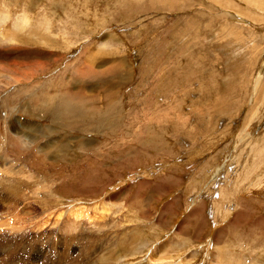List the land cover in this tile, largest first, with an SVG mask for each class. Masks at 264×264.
Listing matches in <instances>:
<instances>
[{
    "label": "rangeland",
    "instance_id": "374dc122",
    "mask_svg": "<svg viewBox=\"0 0 264 264\" xmlns=\"http://www.w3.org/2000/svg\"><path fill=\"white\" fill-rule=\"evenodd\" d=\"M4 11L46 63L0 39V264H264V0Z\"/></svg>",
    "mask_w": 264,
    "mask_h": 264
},
{
    "label": "crops",
    "instance_id": "0c3cea01",
    "mask_svg": "<svg viewBox=\"0 0 264 264\" xmlns=\"http://www.w3.org/2000/svg\"><path fill=\"white\" fill-rule=\"evenodd\" d=\"M21 15H27V12L26 11H21L20 13H19V15L18 16H15L13 19V21H10L9 20V16H8V13H7V11H4V15L2 14V15H0V31H3V34L4 35H0V39L1 40H3V42L4 43H8L9 45H7L8 46V48L9 49H4V50H7V51H5L6 52V54H4V56H3V63H4V67H6L7 65H9V66H12V65H16V66H18V67H22V65H27V67L28 66H30L31 64H36V65H41L42 63L44 64V62L46 63V60L45 59H43V60H41V61H39V62H36V61H34V59H35V53H34V51H31V52H29V53H27V51H24V52H26V53H24V52H22V51H20L21 49H19V57L18 58H15L13 55V53H14V50H12L11 48H13L12 47V42L14 41H16V42H19L17 39H18V37H19V35H17V34H14V32H13V28H12V26L15 24V22L17 21H19V18H20V16ZM29 18H33L34 20H35V17L34 16H29ZM34 20H32V22H34ZM42 21L43 20H46V22H48L49 21V18L46 16V17H43V19H41ZM9 23L8 24V26L5 28L4 26H5V23ZM19 24H20V22H19ZM29 24V23H28ZM12 25V26H11ZM3 26V27H2ZM18 29L21 27L20 25H17L16 26ZM20 30H22V29H20ZM28 33V32H27ZM31 38H32V40L34 39V38H36V39H45L46 41H40V43H45V46H50L51 47V44L48 42V38H46V37H41V38H39V36L38 35H34L33 36V34H32V32L30 33V34H28V38H27V40H26V42L27 43H29V42H31L32 44H33V41L31 40ZM12 40V42H10V41H8V40ZM31 40V41H30ZM108 40H109V38H108ZM37 41H39V40H37ZM104 40H101V42H103ZM3 43V44H4ZM13 44H16V43H13ZM4 46V45H3ZM1 51H3V49H1L0 50V53H1ZM37 54V53H36ZM21 55H23L26 59L25 60H23V62L20 60V57H21ZM35 65H33L32 67H34ZM95 69V68H94ZM41 71H44V69L43 68H41L40 69ZM28 71H29V80H30V78H31V76L30 75H33L34 73L32 72V70H29L28 69ZM80 71H82L81 73H80V75H82V74H86L87 75V77L88 78H90V77H95V71L93 70L92 72L91 71H87V70H80ZM31 86V85H30ZM81 86V85H80ZM79 86V87H80ZM49 91V90H48ZM47 91V93H45V95L47 96L48 94H49V92ZM28 93H29V90H28ZM53 93H54V91H50V96H52L53 95ZM79 93H80V95H79ZM76 94L79 96V98H78V101H74V100H72V107H74L75 108V105H74V102H76L77 104H79L80 105V101L83 103V99H82V97L84 96V91H82V90H77L76 91ZM70 97H72L73 98V94H66L65 95V98L66 99H69ZM90 100H92V97H90ZM39 101V100H38ZM115 101V99H112V103ZM55 102V101H54ZM34 103V102H33ZM117 103H119V102H117ZM53 104L54 105H56V103H50L49 104V108H50V111H53ZM105 107H106V103H105ZM95 108V107H94ZM76 110H77V112H84L85 114H86V116L84 117V118H81L82 119V123L84 124L85 122V120L87 119L88 120V122L87 123H89V121H90V118H97V114L98 113H100V111L99 110H96V109H89V108H85V107H81V110H79V109H77L76 108ZM68 116H70L68 113H67V115L66 114H62V117L63 118H68ZM94 122V121H93ZM98 123V122H97ZM28 134V132H26L25 133V135H27ZM122 190V189H121ZM119 192H117V193H115V194H113V195H116V194H118ZM112 195V196H113ZM150 195V194H149ZM148 195V196H149ZM150 197V196H149ZM153 198V197H152ZM151 198V199H152ZM150 198H148L147 200L149 201V200H151ZM144 201V200H143ZM147 203V202H146ZM146 205V204H145ZM148 217V216H147ZM118 245V244H117ZM155 245H157L156 244V241L153 243V245L151 244L150 246L151 247H153V246H155ZM166 247H168V246H166ZM162 249H164L163 250V252H161L160 254H161V256H165V253H166V250H167V248H164V247H160V249L158 250V251H160V250H162Z\"/></svg>",
    "mask_w": 264,
    "mask_h": 264
},
{
    "label": "bare ground",
    "instance_id": "6f19581e",
    "mask_svg": "<svg viewBox=\"0 0 264 264\" xmlns=\"http://www.w3.org/2000/svg\"><path fill=\"white\" fill-rule=\"evenodd\" d=\"M77 217H79V216H77ZM163 252V251H162Z\"/></svg>",
    "mask_w": 264,
    "mask_h": 264
}]
</instances>
